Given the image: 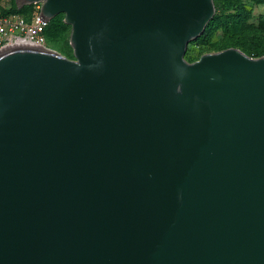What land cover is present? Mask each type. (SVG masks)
Here are the masks:
<instances>
[{
  "label": "water",
  "instance_id": "water-1",
  "mask_svg": "<svg viewBox=\"0 0 264 264\" xmlns=\"http://www.w3.org/2000/svg\"><path fill=\"white\" fill-rule=\"evenodd\" d=\"M73 58L0 52V264H264V55L185 59L214 0H14Z\"/></svg>",
  "mask_w": 264,
  "mask_h": 264
},
{
  "label": "trees",
  "instance_id": "trees-1",
  "mask_svg": "<svg viewBox=\"0 0 264 264\" xmlns=\"http://www.w3.org/2000/svg\"><path fill=\"white\" fill-rule=\"evenodd\" d=\"M214 3L216 11L204 33L219 25L225 27L228 35L217 44L218 49L237 47L252 57L264 55V17L260 19L258 24H250L247 23L248 11L241 0H214ZM32 8L33 5L18 8L14 1L10 8L0 11V13H20L28 18ZM62 15L64 16L63 13L58 14L48 22L45 28L47 42L50 37L58 38L60 36L61 27H70L63 21H60L59 26L57 25L58 17Z\"/></svg>",
  "mask_w": 264,
  "mask_h": 264
},
{
  "label": "rangeland",
  "instance_id": "rangeland-1",
  "mask_svg": "<svg viewBox=\"0 0 264 264\" xmlns=\"http://www.w3.org/2000/svg\"><path fill=\"white\" fill-rule=\"evenodd\" d=\"M246 10L248 11L247 23L258 24L260 19L264 17V0H241ZM14 3V0H0V11L10 8ZM32 8L31 12L33 11ZM63 15L58 17L57 25L60 21H63ZM52 20V19H51ZM60 36L50 37L47 45L49 48L56 50L57 52L73 58L72 48L69 44L70 27L63 26ZM225 27L222 25L210 28L207 32L203 33L200 37L190 42L187 46L185 53V59L188 61H194L200 57L201 54L207 52L218 51L217 44L228 34Z\"/></svg>",
  "mask_w": 264,
  "mask_h": 264
},
{
  "label": "built area",
  "instance_id": "built-area-1",
  "mask_svg": "<svg viewBox=\"0 0 264 264\" xmlns=\"http://www.w3.org/2000/svg\"><path fill=\"white\" fill-rule=\"evenodd\" d=\"M33 7L28 18L20 13H0V52L19 45L48 47L45 35L48 21L40 18V4Z\"/></svg>",
  "mask_w": 264,
  "mask_h": 264
}]
</instances>
